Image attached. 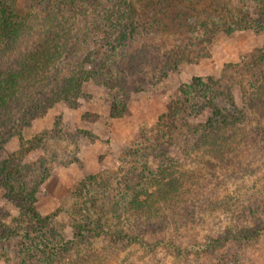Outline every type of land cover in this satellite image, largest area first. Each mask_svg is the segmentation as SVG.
Returning <instances> with one entry per match:
<instances>
[{
	"label": "rangeland",
	"instance_id": "obj_1",
	"mask_svg": "<svg viewBox=\"0 0 264 264\" xmlns=\"http://www.w3.org/2000/svg\"><path fill=\"white\" fill-rule=\"evenodd\" d=\"M100 1L75 22L14 1L35 24L0 50V80L47 21L68 46L0 111V264H264V0ZM81 68L78 97L50 104Z\"/></svg>",
	"mask_w": 264,
	"mask_h": 264
},
{
	"label": "trees",
	"instance_id": "obj_2",
	"mask_svg": "<svg viewBox=\"0 0 264 264\" xmlns=\"http://www.w3.org/2000/svg\"><path fill=\"white\" fill-rule=\"evenodd\" d=\"M15 0H0V50L7 44L17 39L21 34L26 36L32 35L33 21L35 18L31 17V13H26L23 16L17 14L15 10ZM63 6H68L71 9L70 19L75 22L74 17L79 14L84 17H92L99 10L102 5L100 0H57ZM123 1V0H122ZM125 1V0H124ZM123 1V2H124ZM63 18V16H62ZM49 20V19H48ZM51 20V19H50ZM31 21V22H30ZM47 29H44L42 35V42L36 51H30L25 57L24 63H22V70L16 73H10L5 79L0 80V111L8 110L9 105L16 103L18 93L27 94L30 88H33V94L37 96L44 89V84H48L53 79L58 71V63L60 58V48L64 51L67 48L68 43L63 41L61 33L65 32L66 25L57 23L53 26L52 21ZM33 23V24H32ZM91 23L86 21L80 22L76 25L80 30L79 34L73 35L74 37L83 36L84 31L88 30ZM58 25V26H57ZM60 25V27H59ZM246 28H251V25H244ZM264 28V27H262ZM71 28L69 29V32ZM42 34V33H41ZM2 45V47H1ZM3 51H0V54ZM90 75V72L80 69L78 75H65L56 83L55 89H50L46 96L49 99L50 104L57 102L58 100L78 97L80 90V83L82 80H86V76ZM17 79L22 83L18 82ZM54 80V79H53ZM29 98V97H28ZM155 190L150 197L159 198L162 201H166L168 196L172 193L170 183L166 181H158L155 178ZM158 186V187H156ZM144 190V189H143ZM156 192V193H155ZM161 196V197H159ZM137 197V196H136ZM135 197V199H136ZM157 200V199H156ZM143 202V201H142ZM139 202L138 204H143ZM26 210L33 214L29 203H25ZM249 232V231H248ZM258 231H250V233H243L240 238H249L257 236ZM248 236V237H247Z\"/></svg>",
	"mask_w": 264,
	"mask_h": 264
}]
</instances>
